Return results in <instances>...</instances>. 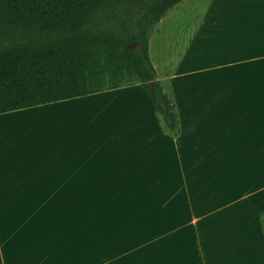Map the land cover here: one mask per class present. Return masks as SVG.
Instances as JSON below:
<instances>
[{"label":"rangeland","instance_id":"obj_1","mask_svg":"<svg viewBox=\"0 0 264 264\" xmlns=\"http://www.w3.org/2000/svg\"><path fill=\"white\" fill-rule=\"evenodd\" d=\"M149 35L151 42L159 43L158 55L153 57L159 76L182 75L176 80L179 90L168 88L169 98H223L236 80L246 81L247 71L242 74L241 70L247 65L242 64L257 52L264 54V0H182ZM177 67H181L179 73ZM121 88L144 91L137 84ZM99 95L0 115L2 258L6 240L8 264H96L97 258L99 264H183L185 258L190 264H194L191 260L201 264V258L209 255L206 236L188 225L195 218L174 213L178 208L187 211L188 202L176 201L171 194L157 195L155 186L101 185L99 201H84V214L77 219L76 202L49 200L59 196L54 184L57 175L45 168L48 161H35L31 168V148L55 147L53 124H79L93 111V106L83 104L90 105ZM31 114L37 117L31 120ZM94 127L98 129L99 124L84 123L89 133L97 131ZM84 139L85 148L95 147ZM93 162L102 164L91 159L84 163ZM251 203L247 197L241 205L251 208ZM92 205L98 209L97 216L90 214ZM190 207L203 209L204 201L191 200ZM16 211L22 214L17 217ZM17 218L24 219L25 228L13 242L12 225Z\"/></svg>","mask_w":264,"mask_h":264},{"label":"crops","instance_id":"obj_2","mask_svg":"<svg viewBox=\"0 0 264 264\" xmlns=\"http://www.w3.org/2000/svg\"><path fill=\"white\" fill-rule=\"evenodd\" d=\"M158 44L151 42L149 35V58L168 95V88L179 90L176 80L182 75L159 76L153 60ZM263 62L264 54L259 52L246 60L242 65L247 66L241 70L242 74L247 71L246 81L236 80L226 88L223 98L170 97L177 112L173 131L166 127L145 90L102 92L90 105L82 103L93 106V111L79 124H53L55 147L31 148V168L35 161L49 162L45 168L57 175L54 184L59 190V196L49 200L76 202V219L84 214V201H99L101 185L155 186L157 195L171 194L176 201L188 202L187 211L178 208L174 213L195 218L188 225L206 236L209 255L201 258V264H264ZM56 114L60 112L48 115ZM36 117L31 114V120ZM85 122L99 124L98 129L92 128L97 131H85ZM84 138L95 147L85 148ZM89 159L102 164L85 166ZM247 197L252 200L251 208L241 205ZM191 200L204 201V208L192 209ZM97 211L92 205L91 216L94 212L97 216ZM21 212L16 211V215ZM23 228L24 219L14 220L13 242L20 239ZM5 247L3 258L8 264ZM189 262L183 259V264Z\"/></svg>","mask_w":264,"mask_h":264},{"label":"trees","instance_id":"obj_3","mask_svg":"<svg viewBox=\"0 0 264 264\" xmlns=\"http://www.w3.org/2000/svg\"><path fill=\"white\" fill-rule=\"evenodd\" d=\"M181 1L0 0V115L137 84L175 130L148 37Z\"/></svg>","mask_w":264,"mask_h":264},{"label":"water","instance_id":"obj_4","mask_svg":"<svg viewBox=\"0 0 264 264\" xmlns=\"http://www.w3.org/2000/svg\"><path fill=\"white\" fill-rule=\"evenodd\" d=\"M164 118H165V120H166L167 122H169L170 119H171V117H170V113H169V112L164 113Z\"/></svg>","mask_w":264,"mask_h":264},{"label":"bare ground","instance_id":"obj_5","mask_svg":"<svg viewBox=\"0 0 264 264\" xmlns=\"http://www.w3.org/2000/svg\"><path fill=\"white\" fill-rule=\"evenodd\" d=\"M4 229H2V233H4ZM0 233H1V230H0ZM2 236V234H0ZM4 243L6 244V240L4 241Z\"/></svg>","mask_w":264,"mask_h":264}]
</instances>
